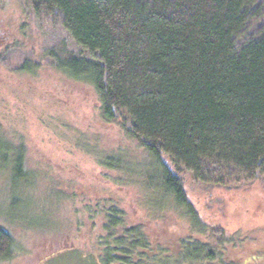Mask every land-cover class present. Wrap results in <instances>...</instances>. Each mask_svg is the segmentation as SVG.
I'll return each mask as SVG.
<instances>
[{
    "label": "trees",
    "instance_id": "trees-1",
    "mask_svg": "<svg viewBox=\"0 0 264 264\" xmlns=\"http://www.w3.org/2000/svg\"><path fill=\"white\" fill-rule=\"evenodd\" d=\"M24 1L90 54L48 53L68 80L92 87L101 121L117 124L151 165L133 174L149 219L131 216L130 203L101 187L85 196L87 246L65 248L62 264H239L263 252L264 239L237 247L215 232L182 172L225 199L264 176V0ZM40 67L26 59L17 71ZM7 142L0 127L3 168L13 156ZM101 156L107 169L128 160ZM163 206L178 216H161L158 229L150 214ZM13 247L0 227V263Z\"/></svg>",
    "mask_w": 264,
    "mask_h": 264
},
{
    "label": "rangeland",
    "instance_id": "rangeland-1",
    "mask_svg": "<svg viewBox=\"0 0 264 264\" xmlns=\"http://www.w3.org/2000/svg\"><path fill=\"white\" fill-rule=\"evenodd\" d=\"M50 50L60 57L69 52L90 56L57 20L35 16L24 0H0V127L13 153L6 167L0 162V227L10 230L15 248V255L0 264H62L65 248L87 246L85 196L101 187L130 203L131 216L149 219L141 183L133 175L144 164L150 169L147 154L117 124L101 121L95 91L56 70ZM26 59L41 64L40 69L17 71ZM110 151L128 159L123 167L132 176L99 163ZM20 154L23 179L14 171ZM182 174L215 232L237 247L264 239V176L225 199L212 195L189 171ZM149 197V204L156 202ZM152 213L158 221L150 222L158 229L161 216H178L171 206ZM239 264H264V251Z\"/></svg>",
    "mask_w": 264,
    "mask_h": 264
}]
</instances>
